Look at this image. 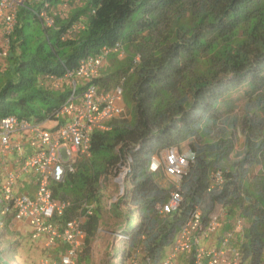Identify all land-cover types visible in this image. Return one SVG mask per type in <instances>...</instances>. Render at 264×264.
<instances>
[{
	"label": "trees",
	"instance_id": "trees-1",
	"mask_svg": "<svg viewBox=\"0 0 264 264\" xmlns=\"http://www.w3.org/2000/svg\"><path fill=\"white\" fill-rule=\"evenodd\" d=\"M63 3L64 0H28L20 7L10 51L15 65L18 63L14 76L20 79L10 78L1 87L0 118L16 115L31 120L36 113L38 123L55 119L54 112L68 101L71 91L44 89L39 86L41 78L64 77L68 70H76L84 58L117 43L130 48L138 40L136 37L143 38L145 49H138L136 44L135 55L140 53L141 57L136 56L140 61L132 55V70L123 76L124 87L130 79L129 89L124 91L132 102L134 117L113 119L109 130L93 132L91 158L80 161L75 173L54 186L55 196L62 198L60 189L75 183L80 191L76 202L85 199L98 203L96 185L100 178L118 177L131 159L127 177L132 184L116 205H134L139 211L135 227L131 228L135 213L130 211L126 228L122 229L129 248L121 253V264H127L142 246L154 260L163 257L181 224L196 205L205 203L207 195L224 205L228 220L237 216L245 219L249 224L242 245L246 259L250 264H264V172L255 177L259 188L252 193L254 180L250 171L240 169L237 163L232 170L224 167L228 145L222 150L223 142L210 143L206 155L193 144L194 162L181 183L183 203L160 220L156 206L167 202L169 195L155 182L151 170L155 154L178 147L191 137H207L209 124L216 121L235 91L244 88L245 94L257 97L258 106L264 108V0H87L67 17L54 14L51 9ZM42 12L54 18L53 26L46 25L40 17ZM169 15L168 32L160 38L162 22ZM77 23L81 28L68 36ZM110 56L119 58L115 53ZM116 74H103L96 82L111 90L117 85L113 78ZM260 139L262 148L264 134ZM248 140L250 143L253 139L249 136ZM218 171L223 172L222 188L208 194L211 177ZM207 206L205 211L209 212ZM77 209L78 206L68 209L61 222L72 219ZM5 216L13 221L12 215ZM99 221L97 213L87 217V247L99 229ZM158 222L159 233L153 236L152 226Z\"/></svg>",
	"mask_w": 264,
	"mask_h": 264
},
{
	"label": "built area",
	"instance_id": "built-area-1",
	"mask_svg": "<svg viewBox=\"0 0 264 264\" xmlns=\"http://www.w3.org/2000/svg\"><path fill=\"white\" fill-rule=\"evenodd\" d=\"M27 2L0 0V65L10 54L17 13ZM40 17L47 26H53L55 20L46 12ZM80 28V23L75 24L68 36ZM113 53L122 58L125 53L123 45L117 43L113 47H104L99 54L84 58L76 70H68L64 77L47 76L56 88L65 83L71 87L68 101L54 112L55 119L47 120L57 121L56 126L47 127L44 122H32L16 115L0 118L1 213L12 215L17 223L26 224L32 239H41L45 249L53 251L60 245H67V253L54 264H75L77 252L87 237L84 224L96 209L95 204L85 199L76 202L56 197L54 186L64 183L69 173H75L82 158H91L93 132L109 130V123L125 112L126 78L122 77V81L111 90L103 89L96 82ZM61 118L65 121H60ZM189 161L187 155L176 151L167 153L164 161L166 174L178 183L173 184L169 200L156 206L159 214L172 215L180 209L184 200L181 181ZM131 162L129 159L122 167L118 180L130 172ZM154 164L152 162L151 170ZM223 179V172H216L207 193L221 189ZM21 180L25 185L26 181L35 185V193L22 191ZM124 189L122 186V191ZM73 206L79 207L80 215L61 222ZM225 214L227 221L223 222V216L206 212L203 203L196 205L181 224L164 256L154 260L145 255L143 264H250L242 246L247 222L240 216L228 220L226 210ZM127 264H140L137 254H133Z\"/></svg>",
	"mask_w": 264,
	"mask_h": 264
},
{
	"label": "rangeland",
	"instance_id": "rangeland-1",
	"mask_svg": "<svg viewBox=\"0 0 264 264\" xmlns=\"http://www.w3.org/2000/svg\"><path fill=\"white\" fill-rule=\"evenodd\" d=\"M29 1L32 2V0ZM64 1L65 3L60 5L57 9H51L54 14L58 13L67 17V15H70L71 11L75 8H82L87 0ZM46 15L50 14L46 12ZM170 17H172V15L166 17L162 22L164 28L160 30V33H158L160 38H164L168 32L166 26H168ZM72 35H74V33L70 34V36ZM144 37H146V34ZM136 38H138V40L130 48L124 46L125 53L122 58L117 59L115 56H110L108 64L104 68V72L102 71L101 75H110L111 73L117 72L115 77L113 75L115 80L114 83L118 85L122 81L125 71L129 70L130 72L132 70L129 68L131 64V56L134 55L135 57H141L140 53L135 55L136 44L139 46L138 49L141 48L143 51L145 49L143 38ZM153 44L154 42L149 44L151 49ZM16 53H19V51L16 50ZM135 60L139 62L140 58L136 57ZM14 62L15 61L12 59L11 54H9L8 58L0 65V89L8 79L13 78L15 81L20 79V76H14L16 74L14 72V68L18 65V63L15 65ZM39 83L40 87L57 93L71 91L69 84L65 83V85L56 88L54 83L47 77L41 78ZM129 84L130 79L129 83L127 82L124 87V90L129 89ZM123 98L125 112L120 118L127 117L128 119H132V117H134V110L132 102L129 100L127 91L124 93ZM35 116L36 113H33L31 117L32 122H35ZM208 132L209 134L205 138L196 139L195 137H191L188 140L183 141L178 147L166 149L160 154H155L152 160V162L157 163L156 167H158L156 169L155 164L154 167L152 166V171L155 174V182L160 185L168 195L171 191L170 187L173 184L178 183L176 182V179L171 178L166 174L164 161L168 152L176 151L181 155H187L189 157L190 161L185 173V175H187L189 173L188 171L190 166L194 162L192 159L194 154L191 151L193 144L200 147L204 150L206 155H208V152L206 151L209 150L210 143L223 142L221 146L222 150H224V147H227V145L229 148L227 162L224 167L226 166L229 170H232V166H235L237 163L240 169L250 171V178L254 180V185L251 186L250 192L254 193V191L259 188V184H257L255 177H257L259 173L264 172V144L262 145V148H259V141L261 140L260 135L263 136L264 134V108H260L258 106L257 97H248L245 94L244 88L235 91L231 98H229V100L227 99V103L225 107H223L222 112L216 117V121L209 124ZM249 136L253 139L250 143L248 140ZM209 153L211 154V152ZM245 156H247V160H243ZM81 161L83 162L86 160L85 158H82ZM253 161L255 162L252 163ZM242 162L244 164L241 166L240 164H242ZM118 178L119 176H110L109 178L102 176L99 184L96 185L99 189L96 187V199L98 200V203H94L96 205L94 214L97 213L100 216L99 229L89 247H87L84 242L79 248L77 256L74 259L75 264H121L119 257L125 248H129V245H127L125 241L126 239H124L125 237H122V229L126 228V219L130 211L135 213L133 214V224L131 228L135 227L139 207L134 205L129 207L120 205L118 207L116 205L118 199L123 195V192H125V189L130 188L132 184L126 175L122 180H118ZM183 181L184 177L181 181L182 185ZM74 184L75 183L66 184L64 189H60V197L76 201L75 198L80 195V191L77 188L79 185L75 184V187H73ZM121 185L124 186V191H122ZM19 186H24L22 191L27 192L28 190L31 194H34L37 189L35 185L32 186L27 181L25 185L22 180ZM216 192H218V190ZM184 193L186 194V189H184ZM204 199L205 205H208L207 207L210 209V212L219 214L220 217L223 216V222H226L227 220L224 217L226 215L224 205L222 203L215 202L211 195L205 196ZM89 203L93 202L90 201ZM1 209L2 208L0 207V264H54V262H59L61 260V256L67 253V245H65V247H63L64 245L59 247L57 252L55 250L51 251L44 249L43 245L40 244L42 242L41 239H32L29 234L30 229L27 225L15 223V221H12L11 217L4 219L3 216L5 215H2ZM79 215V209L74 211L72 214L73 217H77ZM159 215L161 216L159 217L160 220L167 217L162 214ZM2 221H4V225H1ZM247 225L249 226V224ZM160 226L161 223L159 224V222L152 226L153 236H156L159 233ZM130 230L128 229V231ZM166 251L167 249L165 252ZM134 254H137L140 264H143L144 257L146 255L144 247L142 246L137 249Z\"/></svg>",
	"mask_w": 264,
	"mask_h": 264
},
{
	"label": "crops",
	"instance_id": "crops-1",
	"mask_svg": "<svg viewBox=\"0 0 264 264\" xmlns=\"http://www.w3.org/2000/svg\"><path fill=\"white\" fill-rule=\"evenodd\" d=\"M60 121H65V119L64 118H61L60 119ZM45 126H47V127H54V126H56V124H57V121H55V120H51V121H45L44 123H43ZM52 124V125H51ZM11 159H13V157H11ZM87 159V158H86ZM225 219H226V217H225ZM59 247H62V245H60ZM58 247V248H59ZM63 247H65V246H63ZM58 248H56L55 249V251L57 252V250H58ZM58 254V253H57ZM56 254V255H57Z\"/></svg>",
	"mask_w": 264,
	"mask_h": 264
},
{
	"label": "clouds",
	"instance_id": "clouds-1",
	"mask_svg": "<svg viewBox=\"0 0 264 264\" xmlns=\"http://www.w3.org/2000/svg\"><path fill=\"white\" fill-rule=\"evenodd\" d=\"M211 180H212V177H211ZM173 187V185L170 187V188H172ZM171 190V189H170ZM208 191V190H207ZM209 194V193H208ZM169 197H170V194H169ZM169 200V199H168ZM167 200V201H168ZM204 205H205V203H204ZM227 227H225V229H226Z\"/></svg>",
	"mask_w": 264,
	"mask_h": 264
},
{
	"label": "bare ground",
	"instance_id": "bare-ground-1",
	"mask_svg": "<svg viewBox=\"0 0 264 264\" xmlns=\"http://www.w3.org/2000/svg\"><path fill=\"white\" fill-rule=\"evenodd\" d=\"M157 163H155V167H156ZM157 168V167H156Z\"/></svg>",
	"mask_w": 264,
	"mask_h": 264
}]
</instances>
